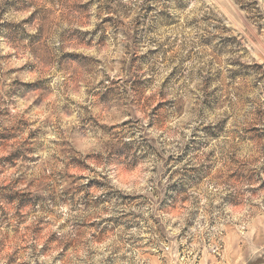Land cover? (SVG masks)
Listing matches in <instances>:
<instances>
[{"label":"clouds","instance_id":"1","mask_svg":"<svg viewBox=\"0 0 264 264\" xmlns=\"http://www.w3.org/2000/svg\"><path fill=\"white\" fill-rule=\"evenodd\" d=\"M0 264H264V0H0Z\"/></svg>","mask_w":264,"mask_h":264}]
</instances>
